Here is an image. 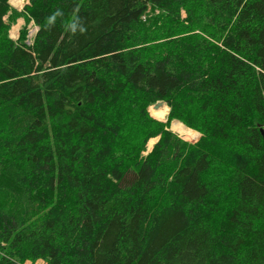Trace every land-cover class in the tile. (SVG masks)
I'll return each instance as SVG.
<instances>
[{
  "label": "trees",
  "instance_id": "16d2710c",
  "mask_svg": "<svg viewBox=\"0 0 264 264\" xmlns=\"http://www.w3.org/2000/svg\"><path fill=\"white\" fill-rule=\"evenodd\" d=\"M22 13L31 43L0 0V264H264V0ZM75 15L84 34L63 27Z\"/></svg>",
  "mask_w": 264,
  "mask_h": 264
},
{
  "label": "rangeland",
  "instance_id": "374dc122",
  "mask_svg": "<svg viewBox=\"0 0 264 264\" xmlns=\"http://www.w3.org/2000/svg\"><path fill=\"white\" fill-rule=\"evenodd\" d=\"M20 2H21L20 4L14 5L9 0V4L19 12V14L16 15L13 18V20H10V26H9V31H8L9 37L13 40H17L20 37V35H22V36H24L25 42L31 43L33 40V35H34L35 31L37 30V27L35 26V24L32 20L27 21L24 14L22 13L23 7L25 6V4H27L29 2V0H22ZM151 25H152V23L149 22L148 26L146 25V27L152 28V27H150ZM153 40L154 39L152 38V40H150V41H153ZM163 104L165 106H167L165 103H163ZM152 106L153 105L148 107V112H149L150 116H152L153 118H155L157 120L167 122L168 121V115H169V107L167 106L168 112L166 111L164 116H160L159 114L155 113L152 110ZM175 121L184 125V127L188 131H191L192 133L181 134V133L177 132L173 127V123ZM168 129H170L172 132L176 133L179 137H181L184 140L189 141V142H196L201 138V135L199 132L187 127L183 122L176 120V119H172L169 121ZM157 139H158V137H154V138H150L147 141L144 154H146L147 152H149L152 149V147H153L154 143L157 141ZM23 264H45V262L43 260H34V261H29V262H26Z\"/></svg>",
  "mask_w": 264,
  "mask_h": 264
},
{
  "label": "clouds",
  "instance_id": "9594fccd",
  "mask_svg": "<svg viewBox=\"0 0 264 264\" xmlns=\"http://www.w3.org/2000/svg\"><path fill=\"white\" fill-rule=\"evenodd\" d=\"M64 13L61 9L57 8L55 11H53L47 18H46V27L51 28L53 27L58 18H63ZM63 27L66 32L76 35V34H84L86 32V27L83 23L82 18L79 15H75L72 17V19L68 22H65L63 24Z\"/></svg>",
  "mask_w": 264,
  "mask_h": 264
},
{
  "label": "bare ground",
  "instance_id": "6f19581e",
  "mask_svg": "<svg viewBox=\"0 0 264 264\" xmlns=\"http://www.w3.org/2000/svg\"><path fill=\"white\" fill-rule=\"evenodd\" d=\"M11 2H12V4H14V5H18V4H20L21 2L20 1H22V0H10ZM152 110L155 112V113H157V114H159L160 116H164L165 115V113H166V111L168 110L167 109V106H165L163 103H159L158 105H153L152 106ZM168 112V111H167ZM173 127H174V129L177 131V132H179V133H181V134H190V133H192L191 131H188L185 127H184V125H182L181 123H179V122H174L173 123Z\"/></svg>",
  "mask_w": 264,
  "mask_h": 264
},
{
  "label": "water",
  "instance_id": "95a60500",
  "mask_svg": "<svg viewBox=\"0 0 264 264\" xmlns=\"http://www.w3.org/2000/svg\"><path fill=\"white\" fill-rule=\"evenodd\" d=\"M9 1V0H8ZM159 103H164L163 101H158V102H156L155 104H153L154 106L155 105H158ZM261 133H262V135H263V138H264V131H261Z\"/></svg>",
  "mask_w": 264,
  "mask_h": 264
}]
</instances>
